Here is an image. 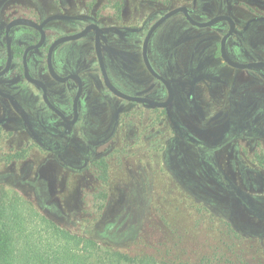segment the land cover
<instances>
[{
    "label": "rangeland",
    "instance_id": "1",
    "mask_svg": "<svg viewBox=\"0 0 264 264\" xmlns=\"http://www.w3.org/2000/svg\"><path fill=\"white\" fill-rule=\"evenodd\" d=\"M44 3L61 4L67 15H79L85 22L110 19L120 35L130 37L132 58L126 68L135 74L132 80L137 89L151 87L138 52L141 37L150 22L183 3L195 7L202 20L226 9L235 15L241 36L239 44L230 45V51L236 58H257L254 47L258 42L264 47V22L253 20L259 13L264 15V0L9 2L20 7L18 13H28L29 5ZM218 28L220 33L191 29L181 16L174 17L154 35L153 59L161 70L177 71L175 60L178 65L185 61L179 62L174 54L178 32L190 29L200 48L212 52L226 29L225 25ZM86 56L90 60L93 54ZM118 66L126 71L124 65L125 70L120 63ZM180 67L190 70L193 66L187 60ZM213 75L228 84L214 87L220 95L209 101L214 107L210 114L202 116L177 104L173 118L165 121L156 110L127 106L112 98L107 100L111 108H97L94 120L81 125L80 141L72 140L75 151L61 150L68 147L57 139H50L55 149L47 150L19 125L10 131L0 128V191L19 197L41 216L79 237L129 254L194 263L216 249H231L246 264H264V166L254 160L256 153L264 157V76L227 67ZM157 89L161 88L155 85L151 92L163 97ZM223 94L231 100L226 98L223 103ZM238 101L246 106L241 114H236L241 107H233ZM218 109L220 113L215 114ZM225 110L230 114L223 115ZM259 113L261 120L253 124ZM124 115L139 118L128 127ZM179 115L184 125L181 137L174 129L179 127ZM241 115L251 118L249 125L240 123L238 129ZM186 134L205 148L194 147ZM42 142L47 143L43 138ZM101 159L107 163L105 183L93 167Z\"/></svg>",
    "mask_w": 264,
    "mask_h": 264
},
{
    "label": "flooded vegetation",
    "instance_id": "2",
    "mask_svg": "<svg viewBox=\"0 0 264 264\" xmlns=\"http://www.w3.org/2000/svg\"><path fill=\"white\" fill-rule=\"evenodd\" d=\"M10 1L12 0H0V128L5 127L10 131L14 130L16 125H19L32 137L36 144L47 150L55 149L51 145L50 139H57L58 142L62 141L68 147H63L61 150L66 149L64 151H68L69 148H72L75 151L72 140L75 138V140L80 141L81 125L94 120L97 108H111L107 100L112 98L127 106L156 110L163 115L165 121L173 118L175 113L174 106L177 104L188 106L204 116L210 114L212 112L211 109L214 108L212 107V102L209 101L213 98L218 99L217 96L220 95L218 90H214V87L220 84H228L227 81L219 78V75H213L217 70L227 67L236 71H252L264 76V68L262 67L238 69L231 67L222 59L220 53L221 41L230 29L227 20H221L211 26L201 28L191 25L184 13L178 12L165 20L152 33L147 46V58L150 66L158 76L170 85L173 91L172 101L167 108H157L145 103L131 102L116 96L106 87L99 66L96 42L98 41L100 47L107 78L114 88L130 97L165 102L168 99L167 88L147 70L143 59V43L151 26L173 9L186 8L190 18L198 23H206L218 16L230 18L234 23V29L232 34L226 39L225 51L229 59L235 63L264 62V47L259 42L254 47L257 58L252 57L249 61H242L236 58L230 51V45L236 42L239 44L238 40L241 36L237 28L238 23L235 15L226 9L224 12L202 20L199 18V12L195 7L193 8L189 4L183 3L174 6L150 22L151 24L145 30L143 37H141L138 52L143 70H145L147 76L146 82H150L149 85L151 87L148 89L146 87V90L137 89V84H134L132 80L135 74L128 72L130 70L126 68L127 60L132 58L133 43L130 41L131 39H128L130 37L125 34L120 35V31L115 28V24L110 19L107 22L106 19L93 18L85 22L79 15H67L63 5L53 3L32 4L26 10L28 13H18L20 10L17 8L20 7L10 5ZM191 1L195 4L197 0ZM226 3H228V0H226ZM227 5L224 4V7ZM229 7L231 6L228 5ZM177 16H181L191 29H215L219 33L221 31V28H218L219 25H225L226 29L221 32V37L212 52L200 48L201 43L196 37H193L190 29L179 31V37L174 44V54L179 62L185 61L178 65L175 60L178 72L174 69L161 70L152 56V41L156 32ZM263 16V13H259L253 20L257 23L264 22ZM16 19L29 20L34 23L35 27L17 25L8 28V25ZM89 26L96 27L98 31L91 28L81 38L54 45L62 38L80 34ZM80 43L82 46H80ZM91 52L93 57L88 60L86 55H90ZM169 52H171V49ZM217 53L218 56H216ZM187 60L188 64L192 63L193 67H190V70H183L180 66L182 64L185 66ZM207 62L210 64L206 67L205 64ZM118 63L122 65L121 68L124 65L126 71L122 72ZM25 69L30 79L42 83L44 89L27 79ZM118 69L120 70L119 73ZM123 70L125 69L123 68ZM51 71L60 80H56L51 75ZM203 72L205 73L203 74ZM197 73H199V76L196 75ZM155 85L161 88L157 89V93L162 92L163 97H158L151 92ZM221 97L223 98V103L226 98L231 100V97L226 94L221 95ZM204 102H206V105H203ZM241 103V101H238L233 106L242 108L239 111L237 109L236 114H241L246 107L245 104L242 105L243 103ZM203 106H205L204 109H197L198 107L203 108ZM225 106L230 107L231 105L227 104ZM219 110L215 114L220 113ZM257 110L259 112L260 107ZM225 114L230 113L226 111L223 115ZM124 116H126L124 124H128L131 121L133 123L139 118L138 116H132L129 119L130 115ZM250 118V115H241L238 118V129L241 128L240 123L243 127L249 125ZM177 119L179 127L174 129L177 135L181 137V130L183 134L184 125L180 121V115ZM210 119H213V116ZM231 119L233 121L234 117H231ZM252 120L253 124L257 123L261 120V114L259 113ZM129 125L127 126L129 127ZM132 127L133 125L131 124L130 129ZM186 136L194 147L205 148L204 145L197 142L194 138L187 134ZM263 136L264 134H262ZM42 138L47 143H43ZM257 149L260 150L259 147ZM56 150L58 151V149ZM254 160L261 167L264 157L256 153Z\"/></svg>",
    "mask_w": 264,
    "mask_h": 264
},
{
    "label": "trees",
    "instance_id": "3",
    "mask_svg": "<svg viewBox=\"0 0 264 264\" xmlns=\"http://www.w3.org/2000/svg\"><path fill=\"white\" fill-rule=\"evenodd\" d=\"M218 56V53L217 55ZM196 144V143H195ZM264 166V161L261 163ZM102 182L107 163H94ZM224 248V247H223ZM0 264H246L231 249H216L194 263L154 254H129L79 237L41 216L19 197L0 191Z\"/></svg>",
    "mask_w": 264,
    "mask_h": 264
},
{
    "label": "water",
    "instance_id": "4",
    "mask_svg": "<svg viewBox=\"0 0 264 264\" xmlns=\"http://www.w3.org/2000/svg\"><path fill=\"white\" fill-rule=\"evenodd\" d=\"M178 12H182L184 13L185 17L187 18V20L189 21V23L191 25L197 26V27H208L213 25L214 23L221 21V20H227L229 22L230 25V29L228 31V33L223 37L222 41H221V45H220V53H221V57L224 60L225 63H227L228 65H230L231 67L234 68H238V69H251V68H259L262 67L264 68V62H254V63H246V64H239V63H235L232 60L229 59V57L226 54L225 51V42L226 39L232 34L233 29H234V23L232 22V20L226 16H218L215 17L213 19H211L210 21L206 22V23H198L195 22L194 20H192V18H190V16L188 15V12L186 10V8H177V9H173L171 11H169L168 13H166L164 16H162L157 22H155L151 28L149 29L144 43H143V59H144V63L145 66L147 68V70L151 73V75H153L154 77H156L157 79H159L167 88L168 91V99L165 102H156V101H152L149 99H145V98H136V97H130L127 96L123 93H121L120 91H118L116 88H114L112 86V84L109 82L106 72H105V68H104V64H103V60H102V55H101V51H100V47L98 44V41L96 42V52H97V57H98V61H99V66L102 72V76L104 78V83L106 85V87L116 96L131 101V102H138V103H145L148 104L150 106L153 107H157V108H167V106L170 104V102L173 99V91L170 87V85L164 80L162 79L160 76H158L152 69V67L150 66V63L148 61L147 58V46H148V41L152 35V33L168 18H170L171 16H173L174 14L178 13ZM17 25H24V26H31V27H35L34 23H32L29 20L26 19H16L13 22H11L8 25V28H11L13 26H17ZM91 28H93L94 30L98 31L96 27L94 26H89L87 27L84 31H82L80 34L76 35V36H72V37H66V38H62L60 40H58L54 45H57L59 43H62L64 41H68V40H74L77 38H81L82 36H84ZM25 73H26V77L28 80H30L33 83L38 84L39 86H41L44 89V86L42 83H40L39 81H34L32 79H30V77L27 74V70L25 69ZM51 75L56 79V80H60L52 71H51Z\"/></svg>",
    "mask_w": 264,
    "mask_h": 264
}]
</instances>
